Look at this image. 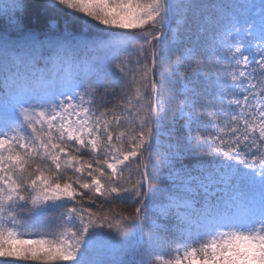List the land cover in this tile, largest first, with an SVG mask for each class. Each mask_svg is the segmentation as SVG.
Returning a JSON list of instances; mask_svg holds the SVG:
<instances>
[{
	"label": "snow or ice",
	"instance_id": "snow-or-ice-1",
	"mask_svg": "<svg viewBox=\"0 0 264 264\" xmlns=\"http://www.w3.org/2000/svg\"><path fill=\"white\" fill-rule=\"evenodd\" d=\"M24 10L0 2V264H264V0Z\"/></svg>",
	"mask_w": 264,
	"mask_h": 264
},
{
	"label": "trees",
	"instance_id": "trees-1",
	"mask_svg": "<svg viewBox=\"0 0 264 264\" xmlns=\"http://www.w3.org/2000/svg\"><path fill=\"white\" fill-rule=\"evenodd\" d=\"M0 2H7V0H0ZM24 3L25 10L22 12V19L25 29L46 30L50 22V16L43 11L44 0H24ZM52 18L58 20L63 25V20L55 16V14H52ZM5 29L10 34L15 35V28L9 26L7 20L0 19V31Z\"/></svg>",
	"mask_w": 264,
	"mask_h": 264
}]
</instances>
